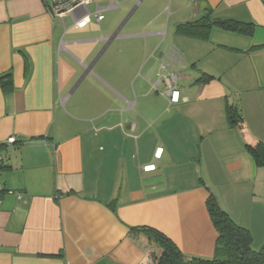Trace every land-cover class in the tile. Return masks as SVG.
Returning a JSON list of instances; mask_svg holds the SVG:
<instances>
[{
  "label": "crops",
  "instance_id": "1",
  "mask_svg": "<svg viewBox=\"0 0 264 264\" xmlns=\"http://www.w3.org/2000/svg\"><path fill=\"white\" fill-rule=\"evenodd\" d=\"M96 4L103 20L78 29L42 0H0V76L11 74L10 92L0 85V264H144L147 241L127 234L139 226L211 259L209 194L259 249L264 165L246 146L264 145V0ZM206 16L253 34L176 33ZM113 40L125 44L106 55ZM170 49L183 57L177 103L158 84Z\"/></svg>",
  "mask_w": 264,
  "mask_h": 264
},
{
  "label": "trees",
  "instance_id": "2",
  "mask_svg": "<svg viewBox=\"0 0 264 264\" xmlns=\"http://www.w3.org/2000/svg\"><path fill=\"white\" fill-rule=\"evenodd\" d=\"M213 29L244 36H251L254 31L251 23L214 19L211 16H206L179 24L176 27V33L205 40L208 39ZM202 78L204 81L213 79L212 76L206 74H203ZM0 85L5 93L10 92V73L0 76ZM226 114L231 125L239 124L240 116L233 108L228 107ZM246 149L258 166L264 165V145L262 143H258L256 146H246ZM2 166L3 162L0 167L2 168ZM206 209L217 233L214 255L211 259L184 256L168 237L154 228L147 226L128 227L127 234L131 239L142 237L147 241V257L144 264H264V243L255 250L249 230L236 224L220 208L212 194H209L206 200Z\"/></svg>",
  "mask_w": 264,
  "mask_h": 264
},
{
  "label": "built area",
  "instance_id": "3",
  "mask_svg": "<svg viewBox=\"0 0 264 264\" xmlns=\"http://www.w3.org/2000/svg\"><path fill=\"white\" fill-rule=\"evenodd\" d=\"M45 6L46 13L50 16L51 19H59L63 21L64 18L69 17L71 18L73 22V26H75L78 29L84 28L88 22L89 17L91 15L94 16V20L96 22H100L103 20V16L100 13L99 7L96 4L98 0H42ZM95 5V11L93 14H90L87 11V7ZM170 57V61L168 64L163 63L161 61L160 66V76L158 80V84L165 83L167 87V91L165 93L166 96L169 97L170 101L173 103L178 102L179 98V92L177 90V87L175 86L177 82V71H175L172 68L173 64L181 63L183 62V57L174 49H170L168 52V55ZM165 56V57H166ZM167 69L168 73L164 76L161 73V70ZM14 138H10L7 141V145L11 146L14 143ZM162 150L159 149L155 156L159 158L161 156ZM3 162V157L0 154V165ZM154 168V166H150L144 169V171H150ZM1 170V167H0ZM3 194H7L4 191L3 186L0 184V199L3 196ZM18 198L21 197V195H17Z\"/></svg>",
  "mask_w": 264,
  "mask_h": 264
},
{
  "label": "rangeland",
  "instance_id": "4",
  "mask_svg": "<svg viewBox=\"0 0 264 264\" xmlns=\"http://www.w3.org/2000/svg\"><path fill=\"white\" fill-rule=\"evenodd\" d=\"M87 11L90 13V14H93V12H94V8H93V6H88L87 8ZM121 14H123V11H121ZM117 15V14H116ZM118 16V15H117ZM119 17H120V15H119ZM118 18V17H117ZM125 18V17H124ZM122 22V21H121ZM65 23H67V25H69V23H70V21H69V18H66L65 19ZM93 25V24H92ZM91 25V26H92ZM70 26V25H69ZM90 26V27H91ZM91 29V32H92V28H90ZM90 35H92V36H97V34H94V32L93 33H91ZM111 36V35H110ZM69 38V35L67 34L66 35V37H65V39H68ZM123 44H125L124 42H122ZM123 44H121L120 42H117V41H115V40H113V41H111L110 42V44H109V51L107 52V54L106 55H108L111 51H114L115 52V50H118V49H120L122 46H123ZM105 46V44H99V45H97V46H95L94 48H92V47H86V49L85 50H87V52L88 53H90V55H97V53H99L100 51H101V49L103 48ZM116 53H118V52H116ZM115 53V54H116Z\"/></svg>",
  "mask_w": 264,
  "mask_h": 264
},
{
  "label": "clouds",
  "instance_id": "5",
  "mask_svg": "<svg viewBox=\"0 0 264 264\" xmlns=\"http://www.w3.org/2000/svg\"><path fill=\"white\" fill-rule=\"evenodd\" d=\"M155 157H156V156H155ZM154 168H155V166H154ZM154 168H153V169H154ZM153 169H152V170H153ZM152 170H150V171H152Z\"/></svg>",
  "mask_w": 264,
  "mask_h": 264
}]
</instances>
